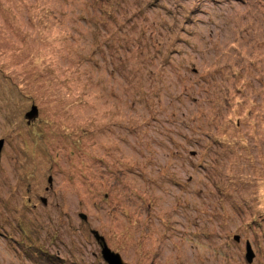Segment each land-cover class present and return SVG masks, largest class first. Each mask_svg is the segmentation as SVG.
Segmentation results:
<instances>
[{
	"label": "rangeland",
	"instance_id": "1",
	"mask_svg": "<svg viewBox=\"0 0 264 264\" xmlns=\"http://www.w3.org/2000/svg\"><path fill=\"white\" fill-rule=\"evenodd\" d=\"M0 138V264H264V0H0Z\"/></svg>",
	"mask_w": 264,
	"mask_h": 264
},
{
	"label": "water",
	"instance_id": "2",
	"mask_svg": "<svg viewBox=\"0 0 264 264\" xmlns=\"http://www.w3.org/2000/svg\"><path fill=\"white\" fill-rule=\"evenodd\" d=\"M37 114V106L35 104L31 105L30 110L26 112V116L28 118H32ZM4 139L0 138V156H1V149L3 146ZM83 218H85V214L81 213ZM92 233L94 234L95 238L101 243V253L103 258L107 261L108 264H129L125 261L122 260L121 256L119 253L115 252L112 250L104 241V238L101 234L96 229L91 230ZM235 239H238L239 236L235 235ZM254 256V251L251 248V245L249 241H246V257L248 260H251L252 257Z\"/></svg>",
	"mask_w": 264,
	"mask_h": 264
},
{
	"label": "trees",
	"instance_id": "3",
	"mask_svg": "<svg viewBox=\"0 0 264 264\" xmlns=\"http://www.w3.org/2000/svg\"><path fill=\"white\" fill-rule=\"evenodd\" d=\"M32 104H35V103H32ZM31 104V105H32ZM36 105V104H35ZM37 106V105H36ZM30 108H31V106H30ZM37 114H38V107H37ZM25 115H26V113H25ZM92 232V231H91ZM97 240V239H96ZM98 241V240H97ZM99 242V241H98ZM100 243V242H99Z\"/></svg>",
	"mask_w": 264,
	"mask_h": 264
}]
</instances>
